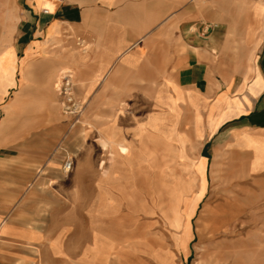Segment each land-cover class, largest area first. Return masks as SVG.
I'll list each match as a JSON object with an SVG mask.
<instances>
[{"label": "rangeland", "instance_id": "374dc122", "mask_svg": "<svg viewBox=\"0 0 264 264\" xmlns=\"http://www.w3.org/2000/svg\"><path fill=\"white\" fill-rule=\"evenodd\" d=\"M149 1L147 0V7H144V22H147L146 13L157 8L149 6ZM159 1L161 4L165 2ZM221 2L208 0L206 9L191 13H186L188 9L193 8L191 1L164 7L158 5V18L150 23L154 29L146 30L148 37L156 39L149 47L145 45L146 41H143L140 48L143 55L140 57L141 67L137 70L126 69L121 73L114 69L109 73L108 69L101 73L93 70L91 75L83 76L76 67L67 68L68 66L60 65L56 66V76L50 84L48 75L52 61L61 59L64 62L71 61V64L76 61L63 58L72 54L74 59L79 57V65L91 70L87 65L93 66L101 58L100 53L95 52L97 47L90 45L92 40L88 37L78 36L79 34L72 30L63 31L58 44L53 38L49 39L41 51L31 56L28 67L30 82L24 88L18 84V65L15 73L16 85L9 86L6 94H0V135L5 136L3 143L13 146L14 152L30 149L31 157L40 159L34 166L36 171L38 168L45 170L42 177L46 178L44 187L48 190V197L56 194L63 199H72L73 205L68 208L73 209V220L75 218L78 221L79 230H84L82 232L86 230L87 209H91V213L95 214V233L111 235L114 230L112 222H116L115 230L119 236L120 250L111 253V264H165L158 258L162 249L175 251L176 264H264V161L260 165L255 164L259 155L253 154L250 148L243 149L236 144L234 147H228L226 144L217 146L210 134L201 140L192 135L194 137L187 143V155L194 160H207L208 185L200 207L190 222L191 237L186 243L189 247V253L186 254L183 247L176 245L175 237L183 236L184 232L172 224L171 207L174 204L169 196L170 189L165 185L172 181V175L185 173L182 166L172 160V155L161 146L152 144L151 132L145 131L149 119L156 115L164 118L168 127L177 123L176 132L189 127L193 134L192 109L182 111L179 122H173L176 117L163 112L155 99L160 90L169 92L164 86L166 80L174 82L179 61L182 59L179 56L186 52L184 38L188 35L191 24L202 21L218 24L216 31H219L222 42L226 41V46L222 50L215 48L212 84L218 91L224 90L231 78L234 82V97L242 98L247 94V89H238L244 83L248 57H253L254 69L263 66L262 58L257 55L262 47L264 31L257 45L244 38V29L241 26L237 28L235 35L234 31H227L232 25L230 22L237 21L240 25L246 22L249 12L234 6L231 0ZM18 18L16 0H0V22L4 26L2 30L4 29L6 40L3 45L14 44L18 35ZM225 32L228 33V40V36L223 35ZM79 38L85 42L82 43ZM220 53H234V57H220ZM18 54L21 59L22 53ZM67 70L74 76L78 97L87 101L86 110L76 125H73V119L63 112L57 89L61 73ZM253 78L252 76L248 83H251ZM90 81L94 83L91 84ZM9 103H12L11 114L6 111ZM106 122L116 124L120 138L137 146L142 144L144 149L154 151L158 167L152 169L142 164L141 168H137L136 188L131 190L132 203L121 197V190L116 191L115 196L121 203L119 211L115 216H106V220L102 221L98 218V215H102L101 190L96 185V179L97 175L100 176L99 163L105 152L100 146L98 128ZM140 130L143 132L142 136H139ZM29 135L30 140H26ZM63 147L69 151L75 162L74 169L68 174L62 170L65 155ZM220 148L221 156L216 158V150ZM106 157V168L112 176L119 168L115 164L112 149L106 151ZM214 169L217 171L214 172ZM220 169L230 174L234 171V176L242 178L240 188L243 187L241 193L244 192L245 195L242 199L245 210L234 220V234L229 235H225L220 228L223 220H209L204 214L205 209H216L218 196L215 193L221 189L222 183L219 174L227 175L224 172L219 173ZM52 170L61 172V179L58 175H51ZM35 176L37 177V174ZM192 176L195 178V192H198L202 177L195 173ZM93 179L94 188L93 182L91 183ZM33 181L26 184L25 193L32 188L30 184ZM120 189L125 192L129 190L125 188V183L120 185ZM87 199H92L94 205L87 206ZM206 222L209 223V228H206ZM200 231H203V238ZM220 251L221 260L217 262L215 258L219 257Z\"/></svg>", "mask_w": 264, "mask_h": 264}, {"label": "crops", "instance_id": "0c3cea01", "mask_svg": "<svg viewBox=\"0 0 264 264\" xmlns=\"http://www.w3.org/2000/svg\"><path fill=\"white\" fill-rule=\"evenodd\" d=\"M149 2V6L155 8L161 4L159 0ZM146 4H148L147 0H16L19 21L18 35L13 47L17 58L20 59L19 52L24 56L35 41L49 40L58 31L62 34L63 31L72 30L79 34L78 36L88 37L92 41L102 40L107 49L103 55L98 49L95 51L100 53L101 58L94 63L95 65H87L91 70L84 69L77 62L71 65L75 66L78 72H82L83 76L91 75L93 70L105 72L114 63L116 59L114 52L120 42L124 46L129 45L141 37L147 29H154L151 25L144 26L145 23L149 24L144 22L146 16L143 13ZM169 5L173 4L167 2L164 6ZM156 9H151L148 13L152 14L157 11ZM196 10L199 11L193 5V8L188 9L186 13ZM148 13H146L147 18ZM217 28L206 37L191 33L188 29V35L184 38L186 52L179 56L182 59L179 61L178 72L174 79L182 96L179 106L184 111L191 109L189 91L198 94L199 103L203 105L205 98L210 102L215 101L217 96L227 89L226 86L224 90L218 91L211 81L215 48L222 50L226 46V41L222 42L219 38L220 33L216 31ZM228 30H231V27L227 28ZM227 34L225 32L223 35ZM228 38L229 36L227 40ZM155 39V37H146L147 41L151 40L148 47L154 44ZM261 45L257 57L262 58L263 61V66L258 68L262 88L256 95L250 94L251 108L247 107L248 111L245 113L227 117L214 131H211L207 125L205 127L204 136L210 134V138H214L217 146L232 141L238 131L264 130V33ZM141 47L134 53V57H139L138 65L115 67L114 70L121 73L126 69H139L140 57H143ZM220 57H234V53L222 55L220 53ZM55 64L58 67L67 62L60 60L55 61ZM230 95L234 97V82ZM1 97L0 95V104ZM114 125L116 126L115 123ZM4 138V135H0V264H111L110 257L107 261L101 257L96 259L93 257V254L108 252L94 249L93 223L96 217L91 213L92 210L87 209L86 230L82 232L84 230H79L78 221L75 218L73 220V209L68 208L73 205L72 199H63L56 194L48 197V190L44 187L46 178L42 177L45 170L38 168L36 171L34 166L40 159L31 157L30 149L14 152L13 146L3 143ZM26 138L30 140L31 137L29 135ZM123 171L125 178L127 175L132 176L131 171L126 169ZM133 171L136 179L137 169ZM51 175L54 177L58 175L59 179L62 176L61 172L55 170L51 171ZM31 180H34L30 184L32 188L25 193L24 188ZM91 183L94 188V179ZM122 183H125L124 180ZM96 185L101 190L98 182ZM135 186H125V188L134 189ZM92 202V199H87V206L94 205ZM100 205H102L101 201ZM48 206L51 208L48 209ZM98 218L102 221L106 220L104 215H98ZM100 235L104 236V234Z\"/></svg>", "mask_w": 264, "mask_h": 264}, {"label": "bare ground", "instance_id": "6f19581e", "mask_svg": "<svg viewBox=\"0 0 264 264\" xmlns=\"http://www.w3.org/2000/svg\"><path fill=\"white\" fill-rule=\"evenodd\" d=\"M166 3L173 5L182 4L186 1H191L195 7L202 11V9L208 7V0H165ZM165 3V4H166ZM234 6H238L247 9L249 12V17L246 22L241 23L230 22V27L234 35L239 26L244 29V38L249 42H254L256 45L262 39V31H264V2L263 1H249V0H232ZM164 4V5H165ZM163 5V4H161ZM163 5V7H164ZM162 11V10H161ZM159 11H154L152 14L148 13L147 22L149 24H144V26H150L152 20L158 18ZM10 17V16H9ZM19 18L17 19V22ZM243 24V25H242ZM2 22H0V94H6L7 89L11 85H16L15 73L19 65L20 68V80L19 83L22 88L26 86L30 80L28 77V67L29 60L35 52H39L48 43V39L44 41H35L29 50L26 51L25 55L18 60L15 49L13 45L4 44L6 42ZM3 32V33H2ZM148 32H144L141 37L129 45L120 44L117 47L114 54L116 59L111 67L108 68L107 72H111L115 67H123L125 65L135 66L139 63V57H134L135 51L143 46V41H146L145 45L151 42V40H146ZM53 40L56 44L61 41V34L59 31L53 35ZM85 41V40H84ZM91 46L97 47L101 55L106 53L107 47L104 45L102 40L94 39L90 42ZM106 47V48H105ZM85 50V48H83ZM74 55L68 54V56L63 59H68L80 63L79 57L75 59L72 58ZM51 57H49L50 59ZM81 58V57H80ZM53 60V59H52ZM61 60V59H59ZM253 57L247 58V71L244 75V83L239 87V91L245 89L248 90V94H245L242 98L232 97L230 95L232 91L233 79L228 80L227 89L224 93L219 94L215 101L210 102L207 98L204 100V104L200 105L198 100V94H193V92H188V99L191 109L193 111L192 118V131H189V127H186L181 132H176V124L168 127L164 123V118L158 116H153L148 121V127L145 131L151 132V142L153 145L161 146L168 154L173 156V161L181 165L185 174L182 175H172V181L169 183H164L169 190V196L172 198L173 206L171 207L173 222L172 224L177 229H182L184 235L175 237L176 245L185 251L186 254L189 253V247H187L188 238L191 237V226L193 216L197 213L200 203L206 194V189L208 185V179L206 177L207 171V160L199 159L194 160L187 155V143L192 140V137H196L201 140L204 138L205 126L214 131L221 122L232 115H239L248 111V108L252 106L251 95H256L257 92L262 88V79L260 77L259 70L254 69L252 64ZM71 62V61H69ZM69 62L64 64L68 66L67 68H74ZM116 68V69H117ZM56 64L52 61V66L49 70V81L50 84L52 79L56 76ZM102 70L100 71V73ZM107 74V73H106ZM254 75L251 83L248 80ZM91 84L94 81H90ZM58 86V85H57ZM165 90H160L155 96L156 104L162 107V111L169 114L175 120L173 122H179L182 111H184L179 106V101L182 99L181 94L178 92L176 84L171 80H166ZM56 87V84H55ZM6 111L12 113V103L6 106ZM215 112H217L215 114ZM167 125V126H166ZM100 146L105 152L103 154V159L99 163V170H101L100 176L97 179L99 186L101 187V207L100 213L104 216L115 214L119 211L120 201L117 199L116 191H120L121 197L129 203H132V188H127L129 190L123 191L120 189L121 182L124 180L125 186H135V176H133V170L136 168H141L142 164H146L147 167L154 169L158 167L155 161L154 151L149 149H144L142 144L140 146L135 145L132 142H127L123 138L119 137V132L113 122H106L98 128ZM143 132L140 130L139 136H142ZM194 135V136H192ZM234 144L238 145L240 148L246 149L250 148L253 154L259 155V160L256 159L255 164H262L264 161V130L250 132V131H238L233 140L228 142L226 145L228 147H234ZM110 149L113 150L116 165L119 167L118 170L114 171L112 176L109 175V170L106 168L108 163L106 157V151ZM216 158L221 156L219 154L220 150H216ZM220 158V157H219ZM115 164H113L115 166ZM116 166V167H117ZM128 170L132 172V176L127 175L124 177L123 170ZM43 169H40L42 171ZM217 170L214 169V172ZM219 173L224 172L227 175H220L221 180L220 190L215 194L218 196L217 206L214 211L211 209H205L204 214L209 220L221 219L223 220V225L220 227L225 235L234 234V220L240 216L245 208V204L242 201L245 198L244 192L241 193L242 188H240V176H234V171L230 174L224 170H219ZM199 174L201 178V188L198 192H195V178L192 174ZM229 173V174H228ZM122 177L124 179L122 180ZM235 178V179H234ZM239 181V182H238ZM163 184V185H164ZM203 219V218H202ZM222 222V221H221ZM114 230L111 231V235H100L95 233L94 236V249L96 251H106L108 253H96L93 257L96 259L101 257L104 261H107L110 257L111 252L119 251L120 244L118 240V235L116 234L115 226L116 222H112ZM206 228H209V223H205ZM203 226L200 227L202 230ZM203 231H200L201 238ZM222 251L219 253V257H216V261L221 260ZM158 258L165 264H176V253L171 249H162L159 251Z\"/></svg>", "mask_w": 264, "mask_h": 264}, {"label": "built area", "instance_id": "2783aa9c", "mask_svg": "<svg viewBox=\"0 0 264 264\" xmlns=\"http://www.w3.org/2000/svg\"><path fill=\"white\" fill-rule=\"evenodd\" d=\"M217 27L218 24L212 21H202L191 25L189 30L191 33L206 37ZM79 40L82 41V43L85 42L84 40H81V38H79ZM57 85L61 108L67 116L73 119V125H76L80 122V119L86 110L87 101H82L78 97L76 91L77 84L70 70L61 73V79ZM63 151L65 155L62 170L64 173L68 174L74 169L75 163L72 155H70L65 147H63Z\"/></svg>", "mask_w": 264, "mask_h": 264}]
</instances>
